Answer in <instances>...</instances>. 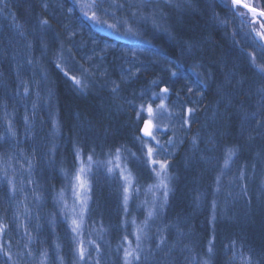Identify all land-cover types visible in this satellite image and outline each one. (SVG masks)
Here are the masks:
<instances>
[{"label": "trees", "instance_id": "obj_1", "mask_svg": "<svg viewBox=\"0 0 264 264\" xmlns=\"http://www.w3.org/2000/svg\"><path fill=\"white\" fill-rule=\"evenodd\" d=\"M93 9L127 38L98 29L75 0H0V129L13 116L19 134L6 148L41 192L38 241L51 264H93L77 260L54 204L79 153L141 152L146 109L162 95L157 157L173 191L144 264H264V29L231 0ZM8 195L0 182L10 215ZM124 218L117 179L96 170L87 222L116 244ZM0 264H10L1 253Z\"/></svg>", "mask_w": 264, "mask_h": 264}, {"label": "rangeland", "instance_id": "obj_2", "mask_svg": "<svg viewBox=\"0 0 264 264\" xmlns=\"http://www.w3.org/2000/svg\"><path fill=\"white\" fill-rule=\"evenodd\" d=\"M75 1L98 29L109 35L127 38L126 31L115 34L116 27H110L112 24L97 15L93 9L95 0ZM93 13L95 19L92 18ZM258 23L264 29L263 23ZM151 109V112L146 109L145 122L150 125L152 136H146L142 130L145 145L141 152L134 153L120 147L117 151L105 152L101 156L79 153L76 169L66 177L65 185L55 197V207L61 219L67 223L79 262L91 259L93 264H144L152 254V242L161 231L174 179L168 163L157 157V146L163 139L157 135L156 130L162 128L159 132L161 134L165 128L162 125L167 111L165 95L161 96L159 108ZM159 112L163 113L157 123L155 118L160 116ZM4 124L3 129H0V182L8 189L11 214L0 210V253L10 264H51L50 252L38 241L42 235L38 227L43 214L41 192L27 169L19 166L17 156L9 153L6 148L10 145L9 140L19 134L13 116ZM149 148L153 150L151 156L148 155ZM161 163L166 166L162 168ZM96 170L113 175L121 186L125 218L121 238L116 244L109 242L108 230L87 222L92 175ZM136 171L141 173L139 179ZM56 260L57 264H62L59 256ZM202 261L207 260L200 259L201 264ZM52 262L56 263L54 260Z\"/></svg>", "mask_w": 264, "mask_h": 264}, {"label": "water", "instance_id": "obj_3", "mask_svg": "<svg viewBox=\"0 0 264 264\" xmlns=\"http://www.w3.org/2000/svg\"><path fill=\"white\" fill-rule=\"evenodd\" d=\"M232 3L235 5V6H240L246 10H248L252 16H254L255 18L257 19H262L264 20V11L253 6V5H250L249 3H247L245 0H231Z\"/></svg>", "mask_w": 264, "mask_h": 264}, {"label": "snow or ice", "instance_id": "obj_4", "mask_svg": "<svg viewBox=\"0 0 264 264\" xmlns=\"http://www.w3.org/2000/svg\"><path fill=\"white\" fill-rule=\"evenodd\" d=\"M93 19H95L96 18V16H95V13H93V17H92ZM110 27H115V25H110ZM164 92H167L168 90L167 89H164L163 90ZM148 111L149 112H151L152 111V109H151V107H149L148 108ZM139 115V114H138ZM149 128H150V125L148 124V123H146V125H145V128L143 129V131H144V133H145V135L146 136H152V132L151 131H149ZM153 154V150L151 149V148H149L148 149V155L149 156H151ZM153 163H157L156 161H153ZM166 165L164 164V163H161V167L163 168V167H165ZM150 215H151V213H150ZM73 223L75 224L76 222L75 221H73ZM76 229L74 228L73 229V231H75ZM211 251H212V249L211 248H209V252L211 253ZM126 255H130V253H126ZM81 256H83V250H81ZM139 257H137V259H138ZM204 264H208V261H204ZM245 264H248V262L247 261H245Z\"/></svg>", "mask_w": 264, "mask_h": 264}]
</instances>
